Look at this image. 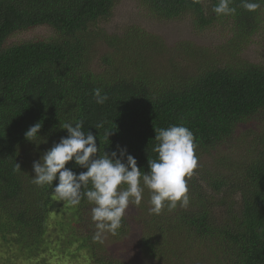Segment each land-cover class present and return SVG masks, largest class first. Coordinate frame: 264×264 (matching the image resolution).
<instances>
[{"label": "trees", "instance_id": "16d2710c", "mask_svg": "<svg viewBox=\"0 0 264 264\" xmlns=\"http://www.w3.org/2000/svg\"><path fill=\"white\" fill-rule=\"evenodd\" d=\"M117 1L0 0V264L81 257L82 264H133L93 239L86 198L73 207L57 200L51 186L32 183L33 161L67 136L60 126L73 119L84 120L99 154L119 145L145 172L157 157L155 129L183 123L193 132L199 166L186 178L189 205L150 214L147 189L135 205L145 257L163 264H264V65L242 55L264 26V0H256V11L232 0L231 15L212 11L218 0H137L158 22L187 20L202 31L219 26L226 39L209 45H168L133 26L107 31L101 23ZM39 26L47 33L9 41ZM97 87L108 95L103 105L93 97ZM37 122L38 144L25 137ZM66 167L85 171L72 161ZM67 210L74 220L63 219ZM128 227L124 217L108 234L119 238Z\"/></svg>", "mask_w": 264, "mask_h": 264}, {"label": "clouds", "instance_id": "9594fccd", "mask_svg": "<svg viewBox=\"0 0 264 264\" xmlns=\"http://www.w3.org/2000/svg\"><path fill=\"white\" fill-rule=\"evenodd\" d=\"M231 5L232 0H218L212 11L217 15L235 14L236 8ZM241 6L256 11L260 2L241 0ZM92 94L97 104L103 105L108 100V95L102 94L99 87L93 89ZM83 124V119H73L60 126L67 131V136L33 161L32 183L39 187L51 186L57 200L73 207L86 198L93 205L94 240L103 242L105 233L115 234L129 205L141 204L145 189L150 192V214L159 215L165 207L171 210L178 204L180 207L189 205L186 178H190L199 165L194 134L183 123L155 129L157 143L152 151L157 157L148 159L147 172L119 145L118 151L99 154L96 137L90 131L85 132ZM41 126L40 122L30 126L25 132L26 139L37 143V139L42 138L38 135ZM70 161L85 171L77 173L66 167ZM15 170L20 171L19 164L15 165Z\"/></svg>", "mask_w": 264, "mask_h": 264}, {"label": "rangeland", "instance_id": "374dc122", "mask_svg": "<svg viewBox=\"0 0 264 264\" xmlns=\"http://www.w3.org/2000/svg\"><path fill=\"white\" fill-rule=\"evenodd\" d=\"M129 26L138 27L145 31L159 34L166 44L172 45L181 40H191L197 45H209L211 43H223L226 39L223 31L219 26L213 29L197 30L187 20H177L171 22H158L146 14V11L139 6L137 0H118L112 10L110 18L106 22L101 23V27L107 31H116L121 34L122 31L128 30ZM47 33L44 27H34L26 31H21L9 38L10 42L21 39H32L40 37ZM225 37V38H224ZM8 41V42H9ZM99 44H102L99 42ZM245 58L256 61L264 65V26L251 39L242 51ZM246 126V125H245ZM226 149V148H225ZM214 154L204 157L203 165H207L213 158ZM63 219L74 220V216L69 210L64 212ZM125 219L129 223L128 231L125 235L119 238H112L108 233L104 234V247L108 249L113 255L121 259L129 260L133 264H163L161 261L149 259L145 257L139 248V223L137 222V208L134 204H130ZM56 228V227H55ZM53 226L50 230L55 229ZM74 225L73 230H75ZM88 228V227H86ZM59 230V227L56 228ZM56 236L55 234H52ZM68 237V236H66ZM65 237V238H66ZM69 249L73 248L72 245ZM61 248V247H60ZM46 256H50L47 254ZM85 260V257H81ZM81 258L76 261L73 258L66 260L63 263H58L57 260H50V264H82Z\"/></svg>", "mask_w": 264, "mask_h": 264}]
</instances>
